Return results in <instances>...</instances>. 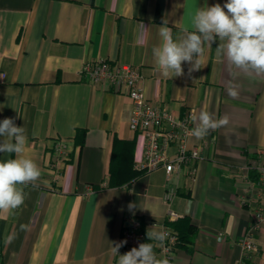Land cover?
<instances>
[{
    "label": "crops",
    "instance_id": "obj_1",
    "mask_svg": "<svg viewBox=\"0 0 264 264\" xmlns=\"http://www.w3.org/2000/svg\"><path fill=\"white\" fill-rule=\"evenodd\" d=\"M226 2L0 0V121L12 117L25 128L22 155L41 170L36 186L24 188V204L0 212V264H118L111 243L125 241V226L138 223L145 238L118 254L152 243L147 231L161 229L167 186L175 193L170 208L196 229L191 243L177 246L173 264H234L255 212L264 213V74L217 56L218 38L204 45L202 68L191 74L184 62L182 76L165 77L152 55L164 21L175 39L197 7ZM141 23L146 30L138 44ZM96 60L139 70L147 99L177 117L201 110L214 119L228 116L226 126L203 139L189 136L188 147L201 155L193 179L184 164L168 179L163 168L139 172L144 139L129 128L131 100L113 84L81 75ZM229 80L237 85L235 98L227 93ZM253 241L248 264H264V221ZM154 251L162 257L157 242Z\"/></svg>",
    "mask_w": 264,
    "mask_h": 264
},
{
    "label": "clouds",
    "instance_id": "obj_2",
    "mask_svg": "<svg viewBox=\"0 0 264 264\" xmlns=\"http://www.w3.org/2000/svg\"><path fill=\"white\" fill-rule=\"evenodd\" d=\"M225 9L227 11H225ZM138 44L144 43V30L141 23ZM184 35L173 38V30L166 22L159 27L161 42L152 48V55L158 71L165 76L179 77L184 74L182 64L187 62L189 74L202 68L204 45H211L217 38L219 46L217 56H223L229 65L248 73L264 74V0H227L223 6L197 7L191 16V23L183 29ZM235 73H233V77ZM203 78V77H202ZM227 93L235 98L237 85L233 80L227 83ZM190 119L196 126L186 130V135L203 139L210 130H216L229 123L227 115L214 119L212 113L201 110ZM27 142L26 130L17 126L15 119L6 117L0 121V153L7 159L0 160V212L9 214L20 208L26 199L24 188L36 186L41 170L34 160L22 154ZM14 154V158L13 157ZM129 209L135 207L129 204ZM28 225H21V231H27ZM148 241L139 243L124 254L119 249L127 241L111 243L112 251L118 255V264H170L168 258L158 257L154 251L155 242L163 244L168 238L166 230H156L152 226L146 233ZM15 234L5 238V244L15 240Z\"/></svg>",
    "mask_w": 264,
    "mask_h": 264
},
{
    "label": "built area",
    "instance_id": "obj_3",
    "mask_svg": "<svg viewBox=\"0 0 264 264\" xmlns=\"http://www.w3.org/2000/svg\"><path fill=\"white\" fill-rule=\"evenodd\" d=\"M81 75L91 82H108L121 89L131 100L132 111L129 118V128L139 132L144 139V151L137 164L139 171L149 173L163 168L167 179L174 171H179L184 164L187 173L192 179L195 177L197 162L201 155L197 147H188L189 135L186 130L191 129L192 111L180 118L167 110L153 105L146 97L143 76L139 70L127 64H113L108 60H96L85 63L81 68ZM3 75H0V77ZM175 148V153L170 155L168 149ZM61 153L60 148L57 149ZM260 181L264 182V168L259 169ZM174 190L166 188L164 200L168 205L165 222L160 230L169 232L163 244L157 242V247L163 258H168L173 264L178 235L166 222L175 221L180 215L170 208L174 197ZM264 221V213L255 212L253 222L248 226L245 234L239 241L240 256L234 264H248L257 250L253 235L259 224ZM154 225L155 223H151ZM124 239L130 243L135 239H144L145 234L139 229L138 223L125 226ZM222 237H219L221 239Z\"/></svg>",
    "mask_w": 264,
    "mask_h": 264
},
{
    "label": "trees",
    "instance_id": "obj_4",
    "mask_svg": "<svg viewBox=\"0 0 264 264\" xmlns=\"http://www.w3.org/2000/svg\"><path fill=\"white\" fill-rule=\"evenodd\" d=\"M143 172V171H139ZM167 225L172 227L178 235L177 246L191 243L195 235V227L191 224L190 219L187 217H179L175 221L166 222Z\"/></svg>",
    "mask_w": 264,
    "mask_h": 264
}]
</instances>
